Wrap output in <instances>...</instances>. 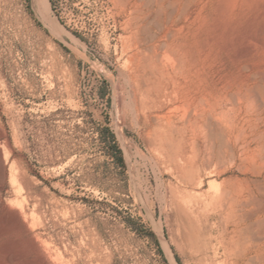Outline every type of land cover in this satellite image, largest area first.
<instances>
[{
	"label": "rangeland",
	"instance_id": "1",
	"mask_svg": "<svg viewBox=\"0 0 264 264\" xmlns=\"http://www.w3.org/2000/svg\"><path fill=\"white\" fill-rule=\"evenodd\" d=\"M61 3L85 40L49 9L56 34L34 0H0V264H221L250 245L264 252V0ZM173 41L205 77L210 109L196 132L167 124L182 125L180 97L147 108ZM105 125L125 167L100 149ZM187 172L209 202L204 247L178 207ZM237 194L243 210L218 199Z\"/></svg>",
	"mask_w": 264,
	"mask_h": 264
},
{
	"label": "bare ground",
	"instance_id": "2",
	"mask_svg": "<svg viewBox=\"0 0 264 264\" xmlns=\"http://www.w3.org/2000/svg\"><path fill=\"white\" fill-rule=\"evenodd\" d=\"M34 2H35V5L38 6L39 10L42 12L43 16L48 19L47 16L49 15L48 14L49 9L52 10L51 7L48 8L49 0H34ZM54 22L55 21L53 20L52 24H54V26H51V27H52V30L56 32V34H58V31L61 30L62 25L59 23H54ZM56 22H58V20H56ZM173 42L175 45L174 50H173V54H174L173 64L169 67L163 66L162 68H159L158 66L157 67L153 66L152 68L153 74L151 75L152 77L151 85L147 90L148 92L147 108L149 110L152 109L155 106L153 104L157 103V101L160 100V97L163 95L165 97L174 96L175 100H179V97H180L183 99V101L186 102V106H187V109H186L187 114L180 120L181 121L180 123L182 125L176 124V122L172 118H169V117L167 119V124L170 125L171 127H177L179 130L187 129L190 127L192 131L196 132V130L199 128L204 129L205 119L210 109L209 108L210 101L208 97V91L205 85V77L203 73L201 72V69L199 68V66H193L192 65L193 60H191L190 58L186 57L183 54L182 49L179 45V42H175V41ZM196 74H198V81H195V78H194ZM216 106L215 107L217 109L221 108L222 103L218 101L216 103ZM2 133H0V135H2ZM6 141L8 143L7 139ZM3 155L4 154H2L1 152L0 153V172L2 174H5L7 162H6V158L4 159L6 155L4 157ZM179 162L181 165L185 166L186 168L188 166H191L193 168L194 165L197 163V156L195 154H189L188 151H183L179 156ZM188 175L189 176H187V178H182L183 180L182 189L179 191L180 197H179L178 207L185 214L184 223L188 227L189 234L191 235L192 239L197 241V243L201 242L202 246L204 247V244H203L204 230H205L204 227H206L204 226V223H205L204 220H205V215H206L205 207L209 202H206L205 199L202 197V194H200L199 191L197 190L198 186H197V182L195 179L196 177H191L190 173H188ZM200 176H201V173L199 171L197 174V177H200ZM220 198L218 199L220 201L223 200V203L225 204L224 206L228 210L234 209L235 206L238 204L241 206L240 209L243 210L248 205V203L243 200L241 194H237V196L232 195V197H229L228 195L227 196L224 195V196H220ZM256 245L258 246V244ZM243 249H245L246 251L244 252V250L242 249H239V250H241L242 253L244 254L239 255L238 257L233 259L231 262H228V260L225 259V261H223L221 264H264V252L263 251L255 252L254 247H252L251 245L247 249L246 248H243ZM237 251L238 250H236V252ZM253 251L255 252V254H253ZM50 259L52 258L50 257Z\"/></svg>",
	"mask_w": 264,
	"mask_h": 264
},
{
	"label": "trees",
	"instance_id": "3",
	"mask_svg": "<svg viewBox=\"0 0 264 264\" xmlns=\"http://www.w3.org/2000/svg\"><path fill=\"white\" fill-rule=\"evenodd\" d=\"M51 3L52 10L54 14L58 17L60 23L66 28L71 30L77 37L85 40L86 38L79 32L72 30L70 26L66 23V19L63 17V6L61 0H49ZM104 95V93H103ZM97 139L100 145V149L110 158L117 167H125V159L123 151L118 143L117 136L111 126H99L97 128ZM152 237L155 238V234L151 232Z\"/></svg>",
	"mask_w": 264,
	"mask_h": 264
}]
</instances>
